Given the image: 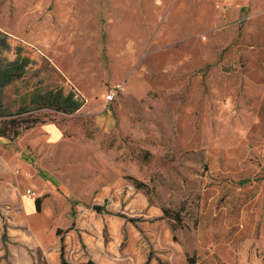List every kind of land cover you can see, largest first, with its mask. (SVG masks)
Wrapping results in <instances>:
<instances>
[{"label":"rangeland","instance_id":"obj_1","mask_svg":"<svg viewBox=\"0 0 264 264\" xmlns=\"http://www.w3.org/2000/svg\"><path fill=\"white\" fill-rule=\"evenodd\" d=\"M244 1L0 0V31L38 58L33 72L0 91L2 111L27 109L38 119L31 128L23 122L17 137L0 136V171L4 158L20 156L35 139L37 166L72 203L92 207L99 219L109 212L99 192L118 183L141 192L180 236L201 229L211 189L220 196L215 206L234 192L227 202L245 217L230 227L239 240L224 257L193 258L264 264V148L252 145L246 115L226 112L239 99L219 93L234 81L220 66L229 55L222 25L229 9L252 11ZM62 83L78 89L83 107L71 114L35 109L39 94ZM118 83L124 91L107 103L104 95ZM51 125L60 136L43 140ZM101 225L107 236L109 224Z\"/></svg>","mask_w":264,"mask_h":264},{"label":"crops","instance_id":"obj_2","mask_svg":"<svg viewBox=\"0 0 264 264\" xmlns=\"http://www.w3.org/2000/svg\"><path fill=\"white\" fill-rule=\"evenodd\" d=\"M244 3H251L252 11L241 6L229 9L222 25L229 55L220 66L233 74L234 81L233 86L223 85L219 93L239 99L232 102L238 108L227 106L226 112L246 115L252 145L264 148V0ZM45 130L46 141L61 134L54 125ZM29 144L31 149L27 147L20 156L4 158L0 171V264H61L63 252L66 260L76 263L190 264L188 257L205 252L224 257L239 240L238 235H231L230 227L235 218L244 221L245 217L227 202L231 192L225 203L216 206L213 204L220 196L214 194V188L208 192V201L214 200L205 208L210 218L206 217L201 229H195L197 234L191 236L177 234L162 211L150 205L141 192L131 194L118 183L99 192L98 204L109 212L99 213L98 219L92 207L77 200L72 203L59 189V181L39 169L31 154L37 152L38 141L32 139ZM17 168L18 175L14 173ZM28 187L37 191V198H29ZM38 198L40 210L36 207ZM118 212H124L128 219ZM105 221L110 227L107 236L101 225Z\"/></svg>","mask_w":264,"mask_h":264},{"label":"trees","instance_id":"obj_3","mask_svg":"<svg viewBox=\"0 0 264 264\" xmlns=\"http://www.w3.org/2000/svg\"><path fill=\"white\" fill-rule=\"evenodd\" d=\"M37 59V54L30 45L14 40L0 31V91L12 81L33 72L38 66ZM36 103L38 105L35 109L47 107V109L64 112V114H71L83 107L85 100L74 86L62 83L39 94L36 97ZM0 118L2 119L0 136L13 134L14 137H17L21 133L20 127L23 122L26 124L22 129L31 128L38 122L37 118L32 117L31 110L22 109L16 115L2 111L1 101ZM36 202V207L40 210L41 199L38 198ZM95 209L100 210V207L96 206ZM63 253H61V264H97L92 260L85 263L70 262L65 259ZM188 261L190 264H196L193 257H188Z\"/></svg>","mask_w":264,"mask_h":264},{"label":"built area","instance_id":"obj_4","mask_svg":"<svg viewBox=\"0 0 264 264\" xmlns=\"http://www.w3.org/2000/svg\"><path fill=\"white\" fill-rule=\"evenodd\" d=\"M125 87L123 83H118L109 89V91L106 92L104 95V99L107 103H110L111 101H114L123 91ZM26 194L29 196V198H37L38 193L34 189L27 188Z\"/></svg>","mask_w":264,"mask_h":264}]
</instances>
